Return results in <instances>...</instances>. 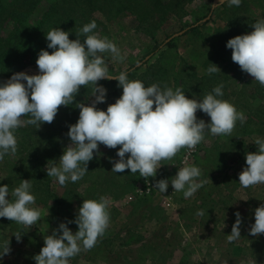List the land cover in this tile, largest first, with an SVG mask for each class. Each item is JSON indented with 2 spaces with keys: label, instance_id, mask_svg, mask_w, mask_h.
Instances as JSON below:
<instances>
[{
  "label": "rangeland",
  "instance_id": "obj_1",
  "mask_svg": "<svg viewBox=\"0 0 264 264\" xmlns=\"http://www.w3.org/2000/svg\"><path fill=\"white\" fill-rule=\"evenodd\" d=\"M85 2L103 9L112 7L114 14L102 15L85 3L75 5L77 9L82 6L92 10L90 16L81 17L76 11L67 20L50 17L38 35L42 45L24 56L34 59L41 48L47 47L45 32L55 22L67 21L65 30L70 31V38H75L84 23L95 19L96 30L112 39L124 56L118 60L111 53L105 54L112 74L126 70L130 78H139L146 85L160 82L180 86L188 96H203L223 82L224 98L234 103L244 120H238L229 134L206 132L194 147L180 148L170 160L161 161L155 177L145 178L127 168L122 173L112 172L109 158H118L116 148L101 143L100 152H94L85 175L60 185L55 177L47 176L45 165L48 159L58 158L69 143L68 125L79 114L76 101L85 100L92 92L91 84L81 85L74 101L60 105L50 123L15 129L17 150L0 160V177H4L0 183H8L11 189L22 178H30L36 205L41 209V219L28 229L0 217V238H9L10 242V252L0 264H35L33 256L40 251L43 236L50 234L61 220L73 218L84 198L101 195L109 200V225L95 246L71 257L70 264H219L218 257L228 264H245L249 256L264 264V233L253 235L248 231L255 219L254 208L264 202V183L245 188L238 175L246 164L245 153L257 148L252 141L264 136V85L242 71L231 58V48L226 47L228 38L251 31L252 22L264 16V0H241L239 5L231 6L226 0ZM59 5L68 6L63 2ZM47 6L44 1L38 4L32 22H38ZM0 24L3 37L12 21L2 19ZM192 24L195 27L189 28ZM14 55H0V81L7 80L14 71H39L37 64H14ZM213 62L221 71H207ZM97 83L107 88L106 100L97 106L106 108L121 94L122 87L117 86L115 79H101ZM197 117L210 119L200 110ZM185 163L198 165L200 178L206 181L192 196L185 197L182 191L173 190L170 181L166 193L154 186L156 179L171 177ZM198 209L204 210L203 216L197 215ZM237 209L242 214L241 237L227 242ZM69 227L75 231L78 226L73 222ZM20 230L24 232L18 241L14 232Z\"/></svg>",
  "mask_w": 264,
  "mask_h": 264
},
{
  "label": "clouds",
  "instance_id": "obj_2",
  "mask_svg": "<svg viewBox=\"0 0 264 264\" xmlns=\"http://www.w3.org/2000/svg\"><path fill=\"white\" fill-rule=\"evenodd\" d=\"M226 2L230 6L239 5L241 0ZM96 29V20H90L79 28L75 38H70L69 30L51 27L45 32L47 47L41 48L36 58L39 71L32 74L14 71L7 80L0 81V160L17 150L15 129L50 123L60 105L74 101L81 85L91 84L92 92L85 100L76 101L79 114L68 125L69 143L58 158L48 159L45 165L47 176L55 177L60 185L85 175L88 162L94 158V152L99 154L101 143L116 148L118 158H109L112 172L122 173L127 168L145 178L155 177L161 161L170 160L180 148L194 147L206 132L229 134L238 120L243 122V113L224 98L223 82L203 96H188L180 86L160 82L146 85L139 78H130L126 70L112 74L105 54L111 53L118 60L124 56L112 39ZM226 47L231 48V58L241 70L264 85V16L252 22L251 31L228 38ZM207 71L214 73L221 69L213 62ZM101 79H115L117 86L122 87L121 94L106 108L97 106L107 98V88L97 83ZM89 97H93L91 102H85ZM197 110L210 119L198 118ZM252 142L257 148L245 153L246 164L238 174L239 183L245 188L264 183V136H257ZM200 177L198 165L185 163L171 177L156 179L154 186L166 193L170 181L173 190L190 197L206 182ZM108 205L109 200L103 195L84 198L73 218L61 220L50 234L43 236L44 243L33 256L35 264H70L71 257L94 247L109 225ZM203 214V209L197 210V215ZM0 217L26 229L41 219L30 178H22L11 189L8 183H0ZM235 217L227 242L241 237L242 214L238 209ZM254 217L248 231L253 235L264 233V202L254 208ZM73 222L78 226L75 231L69 227ZM23 232H14L18 241ZM9 252V238H0V261ZM218 260L219 264H228L219 257ZM245 264L258 262L249 256Z\"/></svg>",
  "mask_w": 264,
  "mask_h": 264
},
{
  "label": "trees",
  "instance_id": "obj_3",
  "mask_svg": "<svg viewBox=\"0 0 264 264\" xmlns=\"http://www.w3.org/2000/svg\"><path fill=\"white\" fill-rule=\"evenodd\" d=\"M41 1H44L45 4L48 5L46 8L47 10L42 12L38 22L34 23L31 18ZM85 1L86 0H0V21L2 19L12 21V26L3 31V37L0 35V42L3 43L0 44V47L4 46V50L0 51L1 57H10L11 54L14 53L15 55L12 57L14 64H36L35 58L37 57L34 59L32 56L26 58L24 55L28 57L31 55L32 50H35L38 46L42 45V41L38 38V35L44 27L43 23L46 22V20H49L50 17L54 18L56 16L58 18H66V20L70 19L76 11L82 14L81 17H89V13L92 10L88 9L89 11H87V9L82 6H79L78 9L74 8L75 5H79L80 3H85L86 5L87 2ZM94 1L95 3H99L103 0ZM60 2L66 3L68 6H60ZM88 7H93V10L101 12L102 15L104 14L108 16L109 14H114L112 7L104 9L93 5ZM115 11L117 12L116 9ZM43 17H45V20ZM81 17L74 18L80 20ZM56 24L57 23L55 22L53 25L60 26L64 29L69 25L67 21L62 24ZM1 27H3L2 24H0V31L2 30ZM193 27H195V24L190 25L189 28ZM44 45L47 46V42H44Z\"/></svg>",
  "mask_w": 264,
  "mask_h": 264
}]
</instances>
